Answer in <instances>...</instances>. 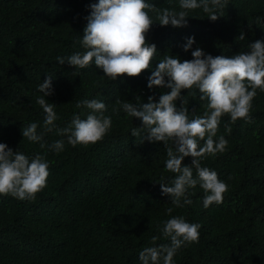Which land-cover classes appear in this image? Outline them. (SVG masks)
I'll use <instances>...</instances> for the list:
<instances>
[{"label": "trees", "instance_id": "trees-1", "mask_svg": "<svg viewBox=\"0 0 264 264\" xmlns=\"http://www.w3.org/2000/svg\"><path fill=\"white\" fill-rule=\"evenodd\" d=\"M145 2L181 10L180 0ZM93 3L98 0H0V143L30 160L44 156L50 172L34 200L0 195V264H141L144 248L170 244L160 229L172 217L201 225L199 242L182 246L174 264H264V92L257 89L251 123H233L227 114L220 118L214 139L224 136L226 151L201 161L228 185L223 203L205 208L197 185L189 189L192 203L176 207L159 184L171 185L176 176L166 169L163 142L141 144L145 133L134 137L131 130L143 127L142 121L122 108L123 102L148 103L149 96L158 102L170 89L148 88L151 69L110 81L94 64L75 69L56 60L85 51L80 41ZM222 14L213 22L202 8L190 10L188 26L173 28L160 26L149 11L155 24L146 39L157 46L152 67L165 55L192 60L197 47L214 57H231L250 51L249 43L264 41V0H227ZM242 30L246 40L237 41ZM192 36L196 43L185 52L182 46ZM50 74L54 94L45 99L55 104L57 128L69 127L75 115L86 119L91 110L77 103L98 100L112 120L101 141L73 147L56 129L44 130L46 114L36 99ZM191 92L189 118L203 117L208 102L198 89ZM34 122L43 135L40 142L22 135ZM58 140L64 141L62 152L40 147ZM183 163L190 166L192 157ZM153 236L161 237L156 245Z\"/></svg>", "mask_w": 264, "mask_h": 264}, {"label": "clouds", "instance_id": "clouds-1", "mask_svg": "<svg viewBox=\"0 0 264 264\" xmlns=\"http://www.w3.org/2000/svg\"><path fill=\"white\" fill-rule=\"evenodd\" d=\"M227 0H180V11L160 10L145 0H98L90 5L91 14L86 17L82 47L83 53L77 52L68 57H56L60 65L67 63L75 69H84L94 64L110 80L121 77H139L145 70L151 69L148 76V88L170 89L163 92L156 101L155 96L148 97V103L123 102L122 108L130 117L142 121L143 127L131 130L134 137L142 136V143L163 142L167 154L166 169L176 176L171 185L159 183L162 194L171 197L176 207L190 205L189 189L197 185L204 192L203 205L223 203L228 185L218 178L216 171L203 167L201 161L208 156L215 157L226 151L228 141L224 136H217L220 118L227 114L234 123L243 119L252 122L250 111L257 89L264 92V41L256 40L248 44L250 51H241L231 57L212 56L202 48L192 51V60H183L173 55H165L152 67L157 54V46L146 39L153 20L149 11L155 12L160 26L183 28L188 26V12L202 8L211 21L223 16L222 10ZM147 10V11H146ZM256 24H260L257 17ZM246 40V33L236 38ZM195 37H186L182 46L185 52L192 49ZM53 76L38 86L43 96L37 97L45 115L44 130L67 136V142L73 147L88 146L101 141L110 130L112 120L105 116L106 104L98 100H84L77 103L90 109L86 119L80 115L73 117L69 127L58 129V119L53 103L45 97L54 94ZM198 89L200 99L206 100L207 109L203 117L189 118L188 96L191 90ZM251 89V90H249ZM187 90V95L182 92ZM139 101V97H137ZM177 101L181 106L177 107ZM117 103H121L119 100ZM38 124L31 123L23 127L22 135L30 142H40L43 135L37 133ZM230 131V129H229ZM172 142V146L169 142ZM203 141V145H200ZM41 148L49 147L57 153L64 150L63 140L55 141L50 146L41 143ZM185 157H192L191 165H185ZM195 169V177L193 175ZM49 164L44 156L37 155L29 159L24 153L13 151L7 144L0 143V195H11L19 200H34L36 195L47 186ZM172 209H168L171 214ZM201 225L189 223L183 217H172L163 223L160 229L170 244L146 247L139 253L141 264H174L173 258L184 245L199 242ZM160 236H153L151 242L156 245Z\"/></svg>", "mask_w": 264, "mask_h": 264}]
</instances>
